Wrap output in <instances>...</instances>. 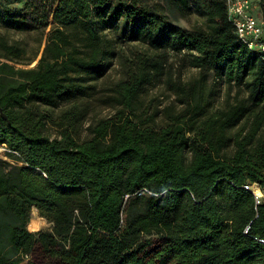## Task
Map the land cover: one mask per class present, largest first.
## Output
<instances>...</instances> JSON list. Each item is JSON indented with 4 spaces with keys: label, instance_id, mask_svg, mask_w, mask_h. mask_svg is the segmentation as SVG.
Here are the masks:
<instances>
[{
    "label": "trees",
    "instance_id": "obj_1",
    "mask_svg": "<svg viewBox=\"0 0 264 264\" xmlns=\"http://www.w3.org/2000/svg\"><path fill=\"white\" fill-rule=\"evenodd\" d=\"M35 1L0 0V145L17 153L0 159V264H264V195L244 188L264 193V54L240 42L225 0H55L25 65L5 34L29 28L28 11L47 25ZM169 55L199 77L172 82L181 107L161 121L138 98ZM114 61L118 107L81 139L88 81ZM209 73L228 89L217 103ZM33 209L48 230H28Z\"/></svg>",
    "mask_w": 264,
    "mask_h": 264
},
{
    "label": "rangeland",
    "instance_id": "obj_2",
    "mask_svg": "<svg viewBox=\"0 0 264 264\" xmlns=\"http://www.w3.org/2000/svg\"><path fill=\"white\" fill-rule=\"evenodd\" d=\"M35 2H40L43 5L42 7H45V10L47 12V21H48L47 25L43 26L42 24H37L35 20V15H30L28 11L27 12L28 16L25 18L27 21H29L28 24L30 27L20 31L18 30L9 31L8 33L5 34L10 42L20 41L22 42V44H24L26 53L23 56L22 63H24L25 65L35 64L38 50L46 43V36L51 27L50 12L53 10L55 4V0H36ZM40 3H38V5ZM38 11L41 10L39 9ZM170 16L174 24L185 28H191L192 26H194L195 24L201 21V17L197 13H192L186 19H181L176 13L170 14ZM127 49L140 50L141 47L138 44L133 43L127 45L125 50ZM168 61L171 64H173L172 67L167 64L165 68V71H168L169 74L168 75L165 74L159 82L149 86L144 93L140 94L138 98V105L140 106L139 109L142 110L143 108L149 107L151 113L155 110L159 111L158 119H160L161 121H163V118L165 116L164 114L167 108L174 106L175 109H177L181 107L178 102L177 95L175 91H173L172 89L171 86L172 82L176 80L178 77H180L179 79L184 82L199 77L198 71L194 68L185 67L181 71L178 70L176 59L175 57H173V55H169ZM170 75L172 76V79H169L170 82L168 83L167 80L169 77H171ZM122 77H123V70L121 64L118 61H114L113 66L108 69V71L103 77L95 81H88V84L94 86L93 94L90 96L89 99L90 102L92 103V106H94V109L89 114L87 121L84 123L83 128L81 129L80 132L81 139H83L87 135L86 127L91 121H95L96 119L101 117H110L116 111L118 106L113 100H111V97L114 96V88L116 83ZM205 87L207 91L210 89L216 92L215 93L216 103H217V98L218 100H222L226 96L228 90L226 88V84L222 83L220 85V91L217 95V80L213 73H209L207 75ZM234 94H235V90L230 92L231 101L235 100ZM243 95H245V93L241 92L239 97ZM45 133L51 138H55L58 136L57 130L52 126H48L47 129L45 130ZM262 195H264V193H262ZM32 219L35 220L42 219L38 216L36 210L34 209L31 212V220ZM42 220L43 222L41 223L39 230H48L50 228V224L47 223L46 220L44 219ZM28 230L31 232L39 231L32 229L31 224L28 225Z\"/></svg>",
    "mask_w": 264,
    "mask_h": 264
},
{
    "label": "built area",
    "instance_id": "obj_3",
    "mask_svg": "<svg viewBox=\"0 0 264 264\" xmlns=\"http://www.w3.org/2000/svg\"><path fill=\"white\" fill-rule=\"evenodd\" d=\"M225 5L227 18L240 42L251 53L264 54V0H225ZM11 153L17 155L4 144L0 145V159L12 163ZM244 188L250 189L249 186Z\"/></svg>",
    "mask_w": 264,
    "mask_h": 264
},
{
    "label": "bare ground",
    "instance_id": "obj_4",
    "mask_svg": "<svg viewBox=\"0 0 264 264\" xmlns=\"http://www.w3.org/2000/svg\"><path fill=\"white\" fill-rule=\"evenodd\" d=\"M250 189H251V191L255 194V196L257 197V198H260L261 197V195H262V192H261V190H260V188H259V186L257 185V184H254V185H252L251 187H250ZM43 222V220L42 219H32L31 220V227H32V229H34V230H39V228H40V226H41V223Z\"/></svg>",
    "mask_w": 264,
    "mask_h": 264
},
{
    "label": "water",
    "instance_id": "obj_5",
    "mask_svg": "<svg viewBox=\"0 0 264 264\" xmlns=\"http://www.w3.org/2000/svg\"><path fill=\"white\" fill-rule=\"evenodd\" d=\"M0 117L2 119H6V116L4 115V113L2 112V109L0 108Z\"/></svg>",
    "mask_w": 264,
    "mask_h": 264
}]
</instances>
